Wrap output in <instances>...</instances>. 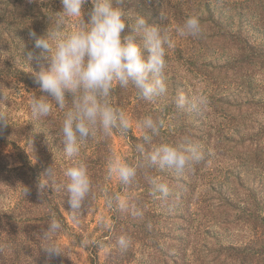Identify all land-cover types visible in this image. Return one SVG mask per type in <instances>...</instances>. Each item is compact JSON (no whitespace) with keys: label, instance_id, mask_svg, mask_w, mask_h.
<instances>
[{"label":"trees","instance_id":"obj_1","mask_svg":"<svg viewBox=\"0 0 264 264\" xmlns=\"http://www.w3.org/2000/svg\"><path fill=\"white\" fill-rule=\"evenodd\" d=\"M145 1H152L154 10L151 16H145L148 23L168 31L174 41V47L169 49L166 55L165 77L168 87L166 95L170 97L178 95L175 91L178 92L179 86L186 81L184 71L192 72L197 76L201 74L206 83L205 96L208 97L206 117L218 116L220 109L224 110L229 113V118L226 120L229 129H234V126H238V121L241 122L242 116L249 123L248 129L255 131L254 136H250L252 137L251 145L244 148L245 143L241 142L239 147L232 145L234 144L233 140L224 144L225 125L222 122L214 124L216 119L208 124V130L205 127L202 131L208 140L204 144L200 143L201 137H196L193 133L194 130L188 127L178 130H163L162 128L159 135L153 138V143L163 141L181 146L186 139L192 138L194 145L199 146L203 151L204 159L183 171L137 167L136 176L132 182L129 185L120 183L117 189L114 186H107L104 189L101 183L91 182V190L81 207L73 210L69 204L68 193L64 190L66 189L65 185L58 183L61 179H59V173H55L57 169H54V165L51 163L53 162L52 154L43 149L42 143L38 139L31 137L34 125H37L39 130H49L62 139L58 130L62 119L60 110L54 108L53 115L43 121H34L30 111L31 98L34 95L37 97L46 95L40 91L39 85L34 83L33 74L29 70V66L34 64L33 71H39V64L35 59L29 60L28 57L29 52L39 55L42 51L35 47V40L42 36L35 33L33 36L28 31V33L8 35L4 40L0 37V45L1 41H4L3 49H0V103H5L11 109L22 107L21 109L26 114L21 121L3 122L0 119V264H73L72 257L69 255L71 248L60 239L63 231L75 230L67 220L66 213L73 218H79L90 203V198H94L93 193L98 192V189L99 191L104 190L103 196L111 209L114 221L106 236L112 237L111 241L116 246L113 250L115 256L111 261L109 257L106 264L129 262L134 257L137 242L142 241L140 244L145 245L143 238L152 233L148 229L149 227L140 225L141 220L138 215L132 214V210L148 213L154 208H152L151 201L148 200L155 197L151 194L150 178L155 177L163 183L168 182L170 189H180L179 195L170 192V195L164 199L169 204L173 203L174 208H181V210L185 204L188 205V210L194 211L190 213L191 219L189 218L188 222H193L197 213H202L206 207H209L210 212L214 215H221L227 206L232 207V198L223 191L222 181L215 179L217 175L221 176L220 169H222L215 161L216 158L229 154L238 158L241 157L244 150L248 152V156H253L255 160L264 161V122L256 120L257 128L253 129L250 126L253 119L245 114L248 110H252L253 113L254 108L259 109L261 106L259 101H254L253 83L249 81L246 85L244 82V86L239 90L242 96L241 101L225 100L228 92L227 82L231 84L240 77H251L255 74L254 65L264 63V52L259 50L257 34L252 30L253 23L249 19L255 1H258L257 6L264 14V0ZM134 3V1L123 0L120 5L130 20H134L137 15ZM84 7L86 11L91 10L90 0ZM0 8L3 11V14H0V23L7 21L25 29L29 27L32 31H36L38 26L43 29L49 25V18L46 17L47 12L43 18H38L44 9L43 3L39 0H0ZM218 8L219 10H217ZM201 10L205 15L201 14ZM192 16L200 20L202 34L199 36L179 35L178 27L183 24L186 18ZM85 20H87V16H85ZM125 32H127V28ZM144 51L147 54L146 50ZM41 63H45L47 66L43 60ZM13 85L22 89L14 91ZM140 100L142 99L137 96L136 90L131 86L128 88L117 86L111 95V103L124 110L131 120V127L124 134L130 139L129 155L125 157V161L133 166L138 165L142 159L141 154L136 150V145L142 142L143 134L139 125L142 124L145 117L150 116L155 120L152 112L146 115L139 112L136 115L135 112L130 111L133 110L134 104H141ZM134 123L139 126V135L134 132L132 126ZM104 136L102 133H97L85 143L90 144L93 148ZM59 149V154L63 153L64 148ZM107 151H109L108 147ZM85 155H80L78 161H85V158L88 157ZM46 156L48 158L43 161ZM34 159L37 161L36 163H32ZM42 161L43 164H41ZM95 162L99 163L101 159H97ZM46 170L49 171L45 175L49 180L48 186L41 193L37 185L42 173H45ZM56 181L57 183H55ZM198 182L204 185L202 197L197 196L199 193ZM216 183L217 185L214 187ZM25 188L28 189L26 194ZM116 195L121 198L127 196L129 210H120L115 200L109 206V198ZM196 197L197 199H195ZM255 199L260 201L262 197L257 196ZM260 204V202L257 203L254 222L258 225L257 228L261 233L250 246L223 245L217 241V237L213 235L208 226L193 224L190 230H194V234L188 233L194 239L190 240L192 258L188 259L185 255H174L173 263L264 264V213L260 212L262 210L259 208ZM52 219L59 221L61 228L57 232L51 233L48 239H44L43 231L47 229ZM174 220L176 222L186 221L183 215L174 217ZM219 220L221 225L229 226L231 224L228 216ZM71 234L76 238L78 245L83 244L93 254L98 253L97 242L89 248L82 242L83 234L73 232ZM141 234L144 235L143 238L140 237ZM203 234L209 236L213 241L216 240L213 247L208 248L207 245L204 246L203 242V244L201 243ZM121 235L130 238L131 243L126 250H121L117 245V240ZM181 238H174L177 246L182 243ZM49 244L58 246L61 254H50L43 250Z\"/></svg>","mask_w":264,"mask_h":264},{"label":"clouds","instance_id":"obj_2","mask_svg":"<svg viewBox=\"0 0 264 264\" xmlns=\"http://www.w3.org/2000/svg\"><path fill=\"white\" fill-rule=\"evenodd\" d=\"M60 2L62 11L48 17L52 21L51 27L48 26L45 36L35 40V47L42 51L39 55L28 53L29 60L35 59L39 64V71L31 69L34 83L46 94L31 98L30 111L34 121L51 117L54 108L62 112L58 130L65 146L64 154L75 161L63 175L69 204L75 210L81 207L91 190L87 166L76 160L83 142L97 133L106 136L114 132L126 134L131 127L126 112L111 103L113 89L131 86L140 99L148 102L166 95V55L174 47V41L168 31L149 24L141 15H136L134 20L128 19L120 6L122 0H90V11L84 7L89 0ZM66 24H70L67 29ZM177 32L181 36H199L202 34L201 22L195 16L188 17ZM174 103L179 109L187 107L200 111L207 106L208 97L189 98L180 93ZM139 126L143 133L142 142L136 145L142 157L139 164L130 165L116 156L107 162L108 176L115 177L122 185L132 182L137 167L183 171L204 159L199 146L190 145L188 141L181 146L163 141L153 143V138L164 127L162 120L145 117ZM48 181L47 177H40L37 187L41 193ZM149 183L153 196L167 198L170 195L169 187L157 178H150ZM27 191L25 188V194ZM113 200L120 210H129L127 201L119 195L109 198V206ZM132 214L141 215L138 210H132ZM60 228V222L52 219L43 231L44 239ZM130 243V238L124 235L117 240L121 250H126ZM43 250L61 254L55 244H49Z\"/></svg>","mask_w":264,"mask_h":264},{"label":"rangeland","instance_id":"obj_3","mask_svg":"<svg viewBox=\"0 0 264 264\" xmlns=\"http://www.w3.org/2000/svg\"><path fill=\"white\" fill-rule=\"evenodd\" d=\"M39 1L44 5L43 12L38 15L39 19L43 18L46 12L48 13L46 17H51L53 16V12L62 11V4L60 0ZM126 1L135 2L134 7L136 6L137 8V15L145 17L153 14L154 10L152 1ZM188 1L192 2L193 0ZM257 3L258 1H255V3L253 2V10L250 12L249 19H251L253 23L252 30L255 34H257V43L260 48L259 50L264 52V14L258 8ZM217 10H219V8ZM0 14H3L1 8ZM201 14L205 15L204 11H202ZM12 21L13 19L11 22ZM51 24L52 21L49 20L48 26L51 27ZM48 26L43 29L38 26L36 31H32L28 26V29H25L21 26L11 24L10 22L1 21L0 37L4 40V38L8 37V35L28 33V31L29 33H35L36 35H41L43 37L46 35ZM69 27L70 24L65 25L66 29ZM3 40L1 41L0 49H3ZM254 67L255 74L251 77H240L235 79V81L231 84L227 82L228 92L225 100H232V102L241 101L242 96L240 95L239 90L244 86V82L246 85L249 81L252 82L253 94L255 96L254 101H259L261 106L259 109L254 108L253 113L252 110H248L245 114L248 115L249 118L253 119L250 126H252L253 129H256V120L264 122V63H256ZM31 69H35L34 64L29 66V70ZM184 73H186V81L184 84L179 86L180 90L178 92L183 93L189 98H196L200 95H205L206 83L204 82V77L201 74L198 76L193 75L194 73L188 71H184ZM12 89L14 91H19L22 88L13 85ZM175 92L180 94L177 91ZM175 97L176 96L174 95L171 97L169 95H164L153 102L140 100L141 104H134L135 106H132L133 110L130 111L135 112L134 114L142 112L144 115L152 112L153 116H155V120H162L164 122L163 130H178L182 127H188L191 130H194L193 133L196 137H201V144L208 141L206 135L204 137L202 133L203 129L206 127L205 129L208 130V124L212 123V120L216 119V122H213L214 124L222 122L225 125L224 137L226 138H224V144L233 140L234 144L232 145H237L239 147L241 142L245 143L244 148L251 145L252 137L250 136H254L255 131L248 129L249 123H247L242 116L241 122L238 121V126H234V129H229L228 122L226 121L229 118L228 112L220 109V114L218 116L215 115V117H206V107L200 111H193L187 107L184 109L175 108ZM21 108L22 107H19L18 109H11V107H7L5 103L1 102L0 119L3 122L21 121L26 115L24 110ZM132 126L134 127V132L139 135L140 130L138 128V124L134 123ZM33 128L34 130L31 133V137L38 139L42 143L43 149L48 151L49 154H52L51 159L53 162L51 163H53L54 169H57L55 170V173H59V179H61L58 183L64 186L66 184V177L63 173L65 169L72 166L75 161L66 157L64 149L63 153L59 154V148L65 147L60 137L52 132H49V130H39L37 125H34ZM199 129L200 131H198ZM186 141H188L190 145H194L192 138L186 139ZM107 147L109 148V151H107ZM129 150L130 139L124 134L114 133L111 136L105 135L104 138L102 137L99 144L93 148L90 144L83 142L80 154L76 160H79L80 155L83 156L86 154L85 156L88 157H86L85 161L82 162H84L87 166L91 182L101 183L102 188L104 189L107 186H114L117 189L120 182L115 177L110 178L108 176L107 162L113 156L119 157L125 161V157L129 155ZM47 158L48 156L43 158V161H46ZM97 159H101V162L96 163L95 161ZM43 161L41 164H43ZM59 161H61L60 165L58 164ZM215 161L220 165V167H222V169H220L221 176L217 175L215 179L220 182L222 181L221 187L223 191L232 198V207L229 208L227 206L221 215H214L210 212V208L206 207L202 210V213H197L193 222H188L189 218L191 219L190 213L194 212L188 210V205L185 204L181 210V208H174L175 205L173 203L169 204L159 195L154 198H149L148 200L151 201L153 204L152 208L154 207L155 210L153 208L152 211L148 213L142 211L141 215H138V217L141 220L140 225L149 227L148 229H150L152 233L146 235V238H143V234L140 235L146 244L142 245L140 244L142 241H138L133 259L122 264H165V262L166 264H174L172 261L174 255H185L186 258L191 259L192 247L190 246V240L193 241L194 239L192 238V235L188 233L194 234V230H190V227L193 224H202L206 227L208 226L213 235L217 237V241H220L223 245L246 247L250 246V244L257 239V236L261 232L257 228L258 225L254 222V216L255 210L257 209L256 207L258 206L257 203L259 202L261 203L259 208L262 209L260 212L264 213V161L259 162L255 160L253 156H248V152L244 150L241 157L235 158L234 155L229 154L216 158ZM36 162L37 161L35 159L32 160V163ZM46 172L48 173L49 171L46 170L45 173H42V176H45ZM57 181L55 183H57ZM198 183L199 193H197V196L202 197V187H204V185L203 183L201 184V182ZM165 184L168 187L170 186L168 182ZM216 185L217 183L214 184V187ZM64 190L66 191V189ZM169 190L172 194L179 195L180 193V189L169 188ZM97 191L98 192L93 193L94 198H90V203L84 209L82 212L83 214L79 218H73L70 214L66 213L67 220L70 225L75 228V230L63 231L60 235V239L71 248V254L69 255L72 257L73 264H106L109 257L111 261L115 256L113 250L116 246L113 245V242L111 241L112 237L106 236L114 223L112 219V212L106 204V199L103 196L104 190L99 191L98 189ZM257 196L262 197V199H260V201H256L255 197ZM122 199L127 201V196H122ZM195 199H197V197ZM179 215H183L186 221L176 222L174 217ZM225 216H228V219L230 220L231 224L229 226L220 224L219 219L225 218ZM192 228L194 229V227ZM72 232L83 234L82 242L89 248L92 247V244L97 242L99 246L98 253H91V250L87 249L83 244L78 245L76 238H74L71 234ZM176 237H182V243L179 246H177L174 242V238ZM201 240V243L203 242L205 244L204 246L207 245L208 248L213 247V243L216 242V240H211V238L205 234H203ZM234 264H237V262Z\"/></svg>","mask_w":264,"mask_h":264}]
</instances>
